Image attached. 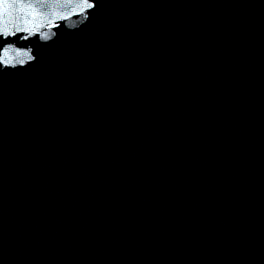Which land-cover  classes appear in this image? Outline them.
<instances>
[{"label":"snow or ice","instance_id":"1","mask_svg":"<svg viewBox=\"0 0 264 264\" xmlns=\"http://www.w3.org/2000/svg\"><path fill=\"white\" fill-rule=\"evenodd\" d=\"M26 0H0V35L4 34L3 29V16H4V6L7 5H15V4H23ZM83 4L87 8H92L95 5L91 2V0H82ZM7 48L4 49V53H7ZM0 63H10V61H6L3 56H0ZM20 63H23V61H20Z\"/></svg>","mask_w":264,"mask_h":264}]
</instances>
